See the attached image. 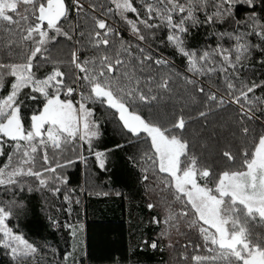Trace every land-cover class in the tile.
<instances>
[{"label":"snow or ice","instance_id":"snow-or-ice-1","mask_svg":"<svg viewBox=\"0 0 264 264\" xmlns=\"http://www.w3.org/2000/svg\"><path fill=\"white\" fill-rule=\"evenodd\" d=\"M77 162L143 188L166 264H264V0H0L6 264H90Z\"/></svg>","mask_w":264,"mask_h":264},{"label":"trees","instance_id":"trees-1","mask_svg":"<svg viewBox=\"0 0 264 264\" xmlns=\"http://www.w3.org/2000/svg\"><path fill=\"white\" fill-rule=\"evenodd\" d=\"M241 14H244V9ZM68 174L71 187L83 200V208L75 218L85 225L83 238L91 253L90 264H113L114 260L119 264H161V261L166 264V253L153 251L144 243L155 238L156 226L149 224L148 196L142 187L127 178L126 172L110 176L77 162L68 169ZM90 190L113 194L89 196L86 193ZM116 191L123 195L116 196ZM46 223L43 213H39L38 218L29 213L21 218L20 227L26 236L37 240L46 237L52 243L59 241L60 249L67 251L68 245L59 235H51L52 230L45 227ZM0 264H6L2 254Z\"/></svg>","mask_w":264,"mask_h":264}]
</instances>
